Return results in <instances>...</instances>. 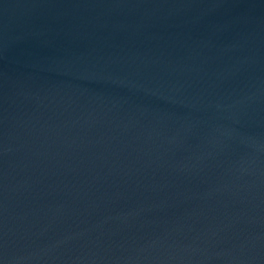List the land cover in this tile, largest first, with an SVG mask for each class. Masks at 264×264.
<instances>
[{"label": "water", "instance_id": "1", "mask_svg": "<svg viewBox=\"0 0 264 264\" xmlns=\"http://www.w3.org/2000/svg\"><path fill=\"white\" fill-rule=\"evenodd\" d=\"M0 264H264V0H0Z\"/></svg>", "mask_w": 264, "mask_h": 264}]
</instances>
